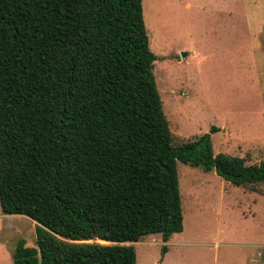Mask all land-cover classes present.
<instances>
[{
    "label": "trees",
    "instance_id": "16d2710c",
    "mask_svg": "<svg viewBox=\"0 0 264 264\" xmlns=\"http://www.w3.org/2000/svg\"><path fill=\"white\" fill-rule=\"evenodd\" d=\"M142 1L0 0V206L36 222L13 264H137L127 242L183 229L178 161L264 184L256 149L171 131Z\"/></svg>",
    "mask_w": 264,
    "mask_h": 264
},
{
    "label": "rangeland",
    "instance_id": "374dc122",
    "mask_svg": "<svg viewBox=\"0 0 264 264\" xmlns=\"http://www.w3.org/2000/svg\"><path fill=\"white\" fill-rule=\"evenodd\" d=\"M142 7L171 131L210 133L214 153L256 149L250 161L264 159V0H143ZM177 173L183 229L167 242L160 234L127 242L137 264H264V184L250 191L179 161ZM35 226L0 206V264H13L18 241L36 245Z\"/></svg>",
    "mask_w": 264,
    "mask_h": 264
}]
</instances>
